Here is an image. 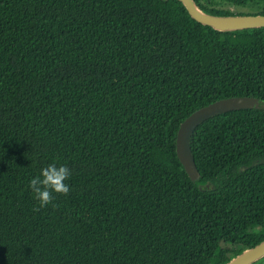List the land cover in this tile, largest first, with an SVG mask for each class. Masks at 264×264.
<instances>
[{
  "label": "trees",
  "instance_id": "obj_1",
  "mask_svg": "<svg viewBox=\"0 0 264 264\" xmlns=\"http://www.w3.org/2000/svg\"><path fill=\"white\" fill-rule=\"evenodd\" d=\"M232 96L262 102L196 127L192 179L179 127ZM54 162L70 191L34 211ZM263 240L264 26L181 0H0V264H227Z\"/></svg>",
  "mask_w": 264,
  "mask_h": 264
},
{
  "label": "water",
  "instance_id": "obj_2",
  "mask_svg": "<svg viewBox=\"0 0 264 264\" xmlns=\"http://www.w3.org/2000/svg\"><path fill=\"white\" fill-rule=\"evenodd\" d=\"M181 1L195 19L219 30L264 26V14L214 15L202 10L195 0ZM261 102V98L253 96L222 98L197 109L181 123L177 134V153L192 179H197L200 175L190 143L196 127L214 115L236 109L256 108ZM262 256H264V240L253 247L247 248L227 264H251Z\"/></svg>",
  "mask_w": 264,
  "mask_h": 264
},
{
  "label": "clouds",
  "instance_id": "obj_3",
  "mask_svg": "<svg viewBox=\"0 0 264 264\" xmlns=\"http://www.w3.org/2000/svg\"><path fill=\"white\" fill-rule=\"evenodd\" d=\"M70 176V169L67 166H57L54 162L41 170L39 176L32 178L29 188L34 194V199L38 201L39 207L34 211H39L49 205L53 200L52 193L67 195L70 191L65 181Z\"/></svg>",
  "mask_w": 264,
  "mask_h": 264
},
{
  "label": "rangeland",
  "instance_id": "obj_4",
  "mask_svg": "<svg viewBox=\"0 0 264 264\" xmlns=\"http://www.w3.org/2000/svg\"><path fill=\"white\" fill-rule=\"evenodd\" d=\"M200 2L205 5L208 4V2H214L218 7L229 8L235 13H242L245 15H255L264 12V0H247V2L242 5H230L226 2L224 4L221 3L220 0H200ZM252 264H264V256L260 257Z\"/></svg>",
  "mask_w": 264,
  "mask_h": 264
}]
</instances>
